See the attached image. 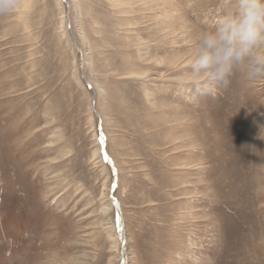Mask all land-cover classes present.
Instances as JSON below:
<instances>
[{
  "label": "rangeland",
  "instance_id": "374dc122",
  "mask_svg": "<svg viewBox=\"0 0 264 264\" xmlns=\"http://www.w3.org/2000/svg\"><path fill=\"white\" fill-rule=\"evenodd\" d=\"M17 2L0 15V264H264V78L197 96L190 75L232 0Z\"/></svg>",
  "mask_w": 264,
  "mask_h": 264
},
{
  "label": "clouds",
  "instance_id": "9594fccd",
  "mask_svg": "<svg viewBox=\"0 0 264 264\" xmlns=\"http://www.w3.org/2000/svg\"><path fill=\"white\" fill-rule=\"evenodd\" d=\"M17 7V0H0V15ZM237 72L264 78V0H232L214 27L199 34L190 71L194 94H215Z\"/></svg>",
  "mask_w": 264,
  "mask_h": 264
},
{
  "label": "bare ground",
  "instance_id": "6f19581e",
  "mask_svg": "<svg viewBox=\"0 0 264 264\" xmlns=\"http://www.w3.org/2000/svg\"><path fill=\"white\" fill-rule=\"evenodd\" d=\"M134 1V0H133ZM131 3H134V2H131ZM115 4V3H114ZM163 15V14H162ZM167 16V15H165ZM128 29V28H127ZM91 83V82H90ZM2 126V125H1ZM55 134V133H54ZM52 145V144H51ZM106 150V149H105ZM100 152V150H99ZM107 152V151H106ZM99 153H95L94 155H97ZM108 154V153H107ZM94 160H98V158H95ZM113 160V159H112ZM114 162V165H115V161L113 160ZM96 163H99L101 164L102 161L100 162H96ZM102 167V166H100ZM106 173V170H103L102 173ZM107 176V175H106ZM103 194L100 198V200L102 201V203L100 204L101 206V213H100V217L102 216V219H103V223L101 222L102 225H104V229H109L111 230L112 234L113 235V240L115 241L116 243V251L118 253H120V245H122V249H123V243L125 241V245L124 247L127 246L126 242H127V237L126 235H121L120 232H119V219L115 218V215H116V212H117V215H118V211L116 210L115 212V209H116V205H115V202L113 200V197L114 196V183L113 185L109 183V181L107 180L106 182H104V187H103ZM120 206H121V210H122V205L120 203ZM87 209V208H86ZM85 209V210H86ZM122 213H123V210H122ZM92 216V215H90ZM120 243V245H119ZM125 251V250H124ZM127 251V250H126ZM120 256V254H118ZM125 255V254H124ZM125 258V256H124ZM125 263V261H124Z\"/></svg>",
  "mask_w": 264,
  "mask_h": 264
},
{
  "label": "water",
  "instance_id": "95a60500",
  "mask_svg": "<svg viewBox=\"0 0 264 264\" xmlns=\"http://www.w3.org/2000/svg\"><path fill=\"white\" fill-rule=\"evenodd\" d=\"M69 6H70V4L68 3V7ZM73 39H74V41L76 40V38H75L74 35H73ZM83 77H85V76L83 75ZM98 116H99V114H98ZM100 142L102 143V153H103V155L106 157V159L109 162V164L111 165V167H113L115 169V171H116V181H117V178H118L117 177V170L115 168V165H114V162H113L112 158L107 154V152L105 150V145H104L105 137H104V133H103L101 127H100ZM114 187L115 188H114L113 191H115V189L117 187V182L114 184ZM113 200H114L115 205H116V210L118 211V217L117 218L119 219V226H118L119 227V232H120L121 235L124 236L125 235V232H124V219H123V213H122V210H121V206H120V203H119V201H118V199L116 197H113ZM123 244L125 245V241H124ZM124 245H123V249H122V254L125 253V251H124L125 250Z\"/></svg>",
  "mask_w": 264,
  "mask_h": 264
}]
</instances>
